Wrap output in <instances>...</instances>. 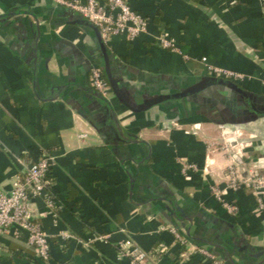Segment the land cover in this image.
I'll list each match as a JSON object with an SVG mask.
<instances>
[{
	"label": "crops",
	"instance_id": "1",
	"mask_svg": "<svg viewBox=\"0 0 264 264\" xmlns=\"http://www.w3.org/2000/svg\"><path fill=\"white\" fill-rule=\"evenodd\" d=\"M129 4L147 18V31L104 46L78 14L50 0H0V193L9 194L41 154L54 158L50 177L61 207L32 204L50 236L51 264H136L121 258L125 242L152 254L151 264H205L191 253L199 246L230 264L223 250L198 239L224 246L234 264H264L255 257L264 251V211L251 190H228L234 161L246 178L264 161V116L220 124L186 100L141 113L123 103L177 93L214 77L210 67L241 75L237 85L264 97V0ZM95 67L108 83L110 69L123 101L112 87L109 103L92 93ZM222 90L209 97L232 94ZM186 163L199 171L185 175ZM257 170L264 176V166ZM215 187L228 192L237 216L216 199ZM0 264H38L25 235L2 237Z\"/></svg>",
	"mask_w": 264,
	"mask_h": 264
},
{
	"label": "built area",
	"instance_id": "2",
	"mask_svg": "<svg viewBox=\"0 0 264 264\" xmlns=\"http://www.w3.org/2000/svg\"><path fill=\"white\" fill-rule=\"evenodd\" d=\"M55 5L69 9L84 17L94 24L100 31L102 40L108 44L113 38L123 36L133 41L144 34L149 26V21L142 14L132 9L129 0H85V2L72 0H50ZM160 43L165 48L171 44L166 38H161ZM210 74L217 78L227 79L233 82L242 80L241 75L219 71L209 68ZM90 83L92 88L104 99L110 101L112 89L103 77L100 68L95 67L91 71ZM252 165L247 172V178L242 175L241 167L237 162L229 169L228 190L240 192L242 189L251 190L258 203V212L264 211V176L258 172L264 161L259 160ZM55 166V161L49 154H41L35 161L25 165L24 174L16 180L9 194L0 193V246L2 237L10 234H23L25 241L34 251L38 263L51 264L50 236L36 219V213L32 204L42 200L50 209L61 207L60 200L52 191V181L49 176ZM257 168V169H256ZM262 168V167H261ZM185 175L198 172L197 165L186 163L182 169ZM212 192L223 208L231 215L237 216V205L227 202L224 197L227 191L213 188ZM177 241L183 247H190L186 237L181 236L175 229H171ZM120 256L136 264L150 263L153 257L141 250L133 242H125L119 248ZM191 253L200 254L205 264H226L213 251L193 247Z\"/></svg>",
	"mask_w": 264,
	"mask_h": 264
},
{
	"label": "water",
	"instance_id": "3",
	"mask_svg": "<svg viewBox=\"0 0 264 264\" xmlns=\"http://www.w3.org/2000/svg\"><path fill=\"white\" fill-rule=\"evenodd\" d=\"M78 16H79V20H82L81 23L92 26L98 32L100 40L102 44L105 46V43L102 40L100 31L98 30V28L94 24L89 22L87 19H85L84 17L80 15ZM104 52L106 54V50H104ZM107 74L109 77L110 86L112 87V89L115 90L120 100L123 101L122 97L117 92V85L113 79V76L111 75L110 69H108ZM222 89L227 90L228 92H231L232 94H230L228 98L224 99V97L222 98L221 96H218L217 95L218 93L215 92L214 95H212V97H209L210 94L208 92L210 90L211 91L218 90L223 93ZM92 93L97 98L101 99L103 102L109 103V101L104 99L100 94H96L94 92ZM184 100L191 102V103H196V104L198 103L202 105L199 107L200 109L198 110V114L206 116L210 120H213L214 122H217L220 124L222 123L242 124V123L255 121L258 118L264 116V97L263 96L255 95L248 91H245L233 81L223 79V78H217V77L204 78L201 81L196 82L195 84H192L191 86L186 87L177 93L155 96L148 101L147 100L144 101L143 104H138L136 101H132L130 103L123 101V103L131 111L135 113H141V112L147 111L153 106L162 105V104L169 106L172 101L180 102ZM220 100L222 101L220 102ZM223 101L225 103H223ZM207 106L215 107L216 110H218L219 115H220L218 119H214V117L210 116L204 110H202L204 109V107H206L205 109L208 110ZM177 112L178 113L180 112L179 108H177ZM114 117H115L116 125L118 127V131L120 132L121 138H125L118 125L115 114H114ZM132 187H133V184H132ZM170 204L173 205L172 206L173 207V210H172L173 217L176 220L181 221L180 218H183V215L181 214L179 216L177 214L176 205L173 204L172 201H170ZM187 220H189L190 222H193L189 218H187ZM186 235L190 239L193 238L191 234V229H187ZM198 240L200 242L207 244L210 247L223 250L228 263L234 264V261L232 260L230 253L224 248V246L213 243L208 240H203V239H198ZM250 251L252 253L255 252V250L253 249H250ZM260 256H264V251L255 253V257H260Z\"/></svg>",
	"mask_w": 264,
	"mask_h": 264
},
{
	"label": "flooded vegetation",
	"instance_id": "4",
	"mask_svg": "<svg viewBox=\"0 0 264 264\" xmlns=\"http://www.w3.org/2000/svg\"><path fill=\"white\" fill-rule=\"evenodd\" d=\"M200 106H202V105H200ZM207 107H208V110L205 109L206 107H204V109H202V108L201 109L204 110L210 116L214 117V119H218V117L220 116L218 110H216V108L212 107V106L211 107L207 106Z\"/></svg>",
	"mask_w": 264,
	"mask_h": 264
},
{
	"label": "trees",
	"instance_id": "5",
	"mask_svg": "<svg viewBox=\"0 0 264 264\" xmlns=\"http://www.w3.org/2000/svg\"><path fill=\"white\" fill-rule=\"evenodd\" d=\"M49 178H50V180H51V177L49 176ZM182 236H184V235H182ZM199 247H202V248H207V249H209L208 247H206V246H199ZM209 250H211V249H209ZM212 251V250H211ZM38 264H41V263H38Z\"/></svg>",
	"mask_w": 264,
	"mask_h": 264
}]
</instances>
